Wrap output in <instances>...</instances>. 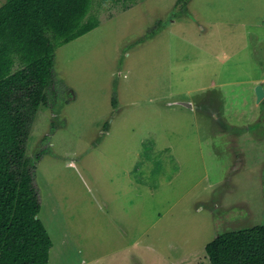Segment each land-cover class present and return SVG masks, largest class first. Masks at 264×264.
<instances>
[{"label": "rangeland", "instance_id": "rangeland-1", "mask_svg": "<svg viewBox=\"0 0 264 264\" xmlns=\"http://www.w3.org/2000/svg\"><path fill=\"white\" fill-rule=\"evenodd\" d=\"M91 12L100 24L56 50L58 96L28 145L50 264H210L218 234L264 223V0Z\"/></svg>", "mask_w": 264, "mask_h": 264}, {"label": "trees", "instance_id": "trees-1", "mask_svg": "<svg viewBox=\"0 0 264 264\" xmlns=\"http://www.w3.org/2000/svg\"><path fill=\"white\" fill-rule=\"evenodd\" d=\"M92 4L7 0L0 6V264H50L53 241L39 217L35 179L40 154L30 156L28 145L40 107L52 108L58 96L49 100L57 48L100 24ZM206 252L210 264H264V223L220 233Z\"/></svg>", "mask_w": 264, "mask_h": 264}, {"label": "crops", "instance_id": "crops-1", "mask_svg": "<svg viewBox=\"0 0 264 264\" xmlns=\"http://www.w3.org/2000/svg\"><path fill=\"white\" fill-rule=\"evenodd\" d=\"M262 81H264L263 78L252 79V82L254 83V86H258L259 84H261ZM122 236L124 237L125 235H122ZM61 243H62V241H60L58 245H64V244H61ZM52 248H53V246H52ZM129 257H130V259H129L128 262H135L137 260V258L134 257V256L126 257V255L125 256H123V255H114V256H110L109 257L110 260H111L110 262H108V261H103V262H106L107 264H122V261L124 259H126V258H129ZM50 261H51V252H50ZM96 261H97V258L96 257H92L88 261H85L82 264H91L92 262H96Z\"/></svg>", "mask_w": 264, "mask_h": 264}, {"label": "water", "instance_id": "water-1", "mask_svg": "<svg viewBox=\"0 0 264 264\" xmlns=\"http://www.w3.org/2000/svg\"><path fill=\"white\" fill-rule=\"evenodd\" d=\"M256 90H257V99H258V101H260L262 99V97L264 96L263 86L262 85H258ZM189 105L190 104H188V106Z\"/></svg>", "mask_w": 264, "mask_h": 264}]
</instances>
